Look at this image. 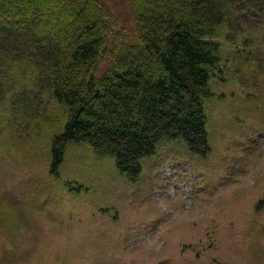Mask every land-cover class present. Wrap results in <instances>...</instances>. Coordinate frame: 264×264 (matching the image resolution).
<instances>
[{
	"label": "trees",
	"instance_id": "1",
	"mask_svg": "<svg viewBox=\"0 0 264 264\" xmlns=\"http://www.w3.org/2000/svg\"><path fill=\"white\" fill-rule=\"evenodd\" d=\"M115 1L0 0V157L49 123L52 175L78 143L134 182L167 143L209 157L228 75L261 91L243 111L264 113V0H120L126 30Z\"/></svg>",
	"mask_w": 264,
	"mask_h": 264
},
{
	"label": "rangeland",
	"instance_id": "2",
	"mask_svg": "<svg viewBox=\"0 0 264 264\" xmlns=\"http://www.w3.org/2000/svg\"><path fill=\"white\" fill-rule=\"evenodd\" d=\"M237 79L214 88L209 157L167 143L134 182L78 143L52 175L50 125L30 126L0 157V264H264V113L243 111L262 94Z\"/></svg>",
	"mask_w": 264,
	"mask_h": 264
}]
</instances>
